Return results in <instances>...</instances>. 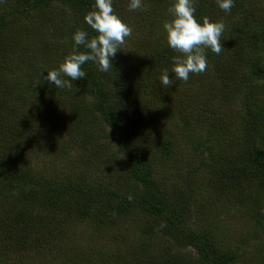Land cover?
<instances>
[{
  "label": "trees",
  "instance_id": "1",
  "mask_svg": "<svg viewBox=\"0 0 264 264\" xmlns=\"http://www.w3.org/2000/svg\"><path fill=\"white\" fill-rule=\"evenodd\" d=\"M4 1L7 2H0V9H4L0 14V92L3 90L2 93L17 94L15 81L12 90L6 89L7 83L15 79L12 76L8 77V73L14 70L11 58L13 55H10L13 52H10L9 42L5 37V32L9 31L7 28L13 25L14 21H21L23 16L36 9L47 11L53 3L69 7L68 12L62 14L60 22L52 21L54 24L52 26L58 27L59 31V34L54 35L55 39L63 36L67 41L55 50L48 70L54 69L55 63H61L72 50L71 35L77 28L88 32L90 37L96 35L83 20L86 12L92 10L94 0ZM237 1L234 0V3ZM242 1L253 3L257 0ZM144 3L145 6L148 4L151 6V15H155L154 13L168 9L171 0H144ZM6 5L9 6L8 9ZM127 5L128 2L113 0L114 12L122 22L130 23L128 26L131 30H135L139 25L136 16H143V7L131 11ZM194 6L195 18L198 22L203 17H208L211 21L219 10L215 0H195ZM243 14L244 19L250 18L254 22L260 21L259 17H264V13L259 10L256 12L254 9H248ZM45 44L48 45V41ZM45 48L48 47L43 49ZM232 49L234 51L232 62L226 64L223 69L220 68L223 74H226H220L222 75L220 84L227 87L226 80L230 78V82H233L231 93L235 87L240 86L237 93L241 95L242 101L248 108L244 120H240L242 149L229 158L216 155V160L209 163L201 159L198 166L189 169L185 175L184 188L175 187L171 192L170 189H163L162 184L155 180V167L172 165L179 160L175 155L173 131L180 134L187 133L192 123L187 111L182 107L172 106L169 111L162 114L160 108L157 110L147 107L139 100L133 101L131 95L147 93L155 88L158 84L157 77H160L163 69L172 66L171 57L178 53L166 44L162 51L154 53L149 62L136 70L125 82L119 81L126 78L123 74V65L116 62L119 60H112V68L107 72L99 71L97 65L91 61L82 65L86 75L84 79L70 81L71 91H75L82 99H80L81 109L87 111L86 114L91 118L89 120L91 122L82 135L78 130L76 131L75 123L80 125L83 119L79 120L81 110L74 103L70 107L72 125L63 129L67 130L74 144H80V151L83 150L86 154L82 167L88 166L92 160L100 162L104 152L109 159H116L117 155L111 152L115 147L125 162L120 179L126 184V188L122 194H118V191L108 186L106 188L89 186L85 184L84 179L79 178L81 175L76 174L79 169L74 166L70 167L74 172L59 175L57 171L55 174L37 169V172H33V166L29 164L21 168L18 164L9 165L1 161L0 264H10L12 259L25 260L28 255H36L43 251L52 254L56 252V259H61L63 254L68 253L67 245L72 242L66 240L65 235L70 234L68 230L74 228L86 233L82 237L85 245L89 248L91 246L99 248L100 240L104 239V232L97 226L110 224L112 219L126 216L132 209L137 210V215L145 218L140 225L144 233L143 237L140 241L123 240L121 243L118 242L119 239L113 238L114 244L111 243L108 247L122 246L131 256L125 260L114 250V253L108 257L101 256L99 264H126L125 261L131 260L128 264H237L242 255L236 250L226 252L221 248L227 240L225 237L229 227L223 211L231 212V206L222 205L211 198H205L197 203L199 194L192 185V179L190 180L197 172H207L211 176L215 175V178L214 176L212 178L214 181L216 179L215 185L218 188L239 190L245 185L247 195L241 196L239 200L247 206L251 216L252 214L255 216V224H264V207L256 201L252 206L249 205L248 198L254 191L257 193L264 191V166L260 163L264 159V105L262 106L256 98H252L253 80L248 79L245 74L243 77L238 75L243 73L242 68L250 67L255 77L264 79V38L245 36ZM79 50L84 51L82 46ZM218 60L219 58L216 59ZM62 78L69 79L66 76ZM202 84L198 82V86L203 88ZM204 85L212 86L210 83ZM52 88V84L40 77L35 89L39 90V100L48 97ZM212 93H205L204 90L203 97L205 94L212 96ZM17 99L19 97L14 100ZM130 99H132L131 103ZM167 114L171 128L161 129L157 125L156 120L159 119L157 117H161L166 124L167 119L164 118H167ZM28 115L24 112V116ZM207 115H209L207 112H203V116ZM89 121H83L82 128ZM94 123L96 125L100 123L99 127L104 130L102 135L88 131ZM157 126V139L153 143L146 138V135ZM206 128L204 135H210V128ZM162 150L164 154L161 155ZM53 169L57 170V168ZM206 210L211 215L210 220L205 216L201 219L195 216ZM258 211H260L259 217ZM90 229L95 230L92 237ZM246 239L238 242L243 245L248 242ZM99 250L101 252L102 248ZM253 256L257 257L259 263L264 264L263 239ZM140 257L143 260H140Z\"/></svg>",
  "mask_w": 264,
  "mask_h": 264
},
{
  "label": "rangeland",
  "instance_id": "2",
  "mask_svg": "<svg viewBox=\"0 0 264 264\" xmlns=\"http://www.w3.org/2000/svg\"><path fill=\"white\" fill-rule=\"evenodd\" d=\"M122 1L128 2V0ZM144 6L142 8L143 16H136L139 19V25L135 30H132L131 36L125 39V43L119 46V50L112 58L115 61L119 60L116 62L123 65V74L126 78L119 81L125 82L131 78L136 70L138 71L140 67H144L149 62L154 53L162 51L166 45L162 24L165 20L171 19L168 9L151 15V6L149 4ZM5 7L9 8L7 5ZM68 8L67 5L53 3L47 11L41 8L33 10L23 16L21 21H14V24L7 28L9 31H4L9 42L8 48L10 52H13L10 55H13L11 58L14 70L8 73V77H15L14 80L7 83L6 89L12 90L15 81L17 94L2 93L3 90L0 92V101L3 100L0 103V162L5 161L4 163H9V165L18 164L21 168L29 164L33 166V172H37V169L55 174L57 171L59 175L71 173L73 170L70 167L74 166L79 169L76 174L81 175L79 178L84 179L85 184L103 188L108 186L110 189L118 191V194H122L126 184L121 181L120 174L123 172L125 162L116 148L113 147L111 150L112 154L117 155L116 159H109L104 152V156L100 157V162L92 160L88 166L82 167L86 154L83 150L80 151V144H74V140L68 136L67 130L63 129V127L72 125L70 124V107L74 103L81 110L79 120L83 119L80 125L75 123L76 131L78 130L82 135L87 131L85 129L91 122L89 121L91 118L86 114L87 111L81 109L82 99L77 96L75 91H71L72 86L65 85L62 88H57L53 85L51 94L41 101L38 98L39 90H35L39 78L47 74L49 62L53 59L55 50L67 41L63 36L60 39H55L54 35L59 34V31L58 27L52 26L54 25L52 21L60 22L62 14L68 12ZM248 9L264 13V0H257L253 3L238 0L229 12L219 9L213 15L211 21H222L225 25L221 36L222 50L217 55L210 49H205L207 68L203 73L189 74V79L185 82L175 79L174 74L171 73V66L169 68V78L173 79L171 87L164 88L157 77L158 84L155 88L147 93L131 95L133 101L139 100L147 107L157 108V110L160 108L162 114L169 111L172 106L182 107L187 111V116L192 123L191 129L187 133L180 134L173 131L175 134L173 141L176 144L175 155L179 160L172 165L155 167V180L162 184L160 185L163 189H170L171 192L175 187L184 188L185 175L189 169H195L201 159L209 163L216 160V155L229 158L242 149V138L239 133L240 120H244L248 108L242 101L241 95L237 93L240 86L235 87L231 93L230 88L233 87V82H230V78L226 80L227 87L220 84L222 78L220 74H223L220 68L223 69L232 62L234 53L232 47L243 37L264 38V17H259L261 20L255 22L250 18L244 19L243 13ZM3 10L0 9V14ZM131 23L135 24L132 21ZM125 24L130 26V23ZM46 41H48V45L45 44ZM45 45L48 48L43 49L46 47ZM217 58H219L218 61H216ZM59 64L55 63L54 69L58 68ZM241 70L243 73L238 75L243 77L245 74L248 79L253 80L252 98H256L263 106L264 79L255 77L250 67H244ZM198 82L203 83L201 85L203 88L198 86ZM209 83L212 85L211 87L204 85ZM204 90L205 93L213 92L212 96L205 94L203 97ZM18 97L19 99L14 100ZM131 102L132 99H130ZM24 112L29 115L24 116ZM203 112H207L209 115L203 116ZM83 115L85 116L83 117ZM157 118H159L156 120L157 125L161 129L171 128L169 126L171 122L168 120L170 119L169 114H167V118H164L167 119L166 124L161 120V117ZM83 121H89L84 128H82ZM100 123L97 125L94 123L88 131L102 135L104 130L99 127ZM206 127L210 128V135H204V131H207ZM157 133L158 126L152 128L146 138L155 143ZM103 140L102 138V142ZM62 152L63 156H61ZM162 154H164L163 150ZM69 160L70 162H68ZM260 163L264 166V159ZM53 168H57V170ZM209 174L197 172L191 176L190 180L192 179V185L199 194L197 203L205 198H211L222 205L231 206V212L223 211V215L228 219L229 227L225 237L227 240L222 244V250L239 252L242 258L237 261V264H261L257 257L254 258L253 253L262 244V239L264 240V224H255V216L253 214L251 216L247 206L239 200L241 196L247 195L245 185H242L239 190L237 188L235 190L218 188L215 185L216 179L214 181L212 178V176L215 178V175ZM253 189L255 190L254 185ZM214 190L215 192H213ZM248 198L250 199L249 205L252 206L256 201L264 207V191L261 193L254 191ZM198 209L201 208L198 207ZM260 211H258V217ZM136 212L137 210L132 209L126 216L112 219L110 224L97 226L104 232V239L100 240L104 244L99 242V248H102L101 252L96 246L89 248L85 245L82 237L86 233L74 228L69 229L70 234L65 235V239L72 242L67 245L68 253L63 254L61 259H56V252L52 254L49 251H43L36 255H28L25 260L12 259L10 264H92L95 262L99 264L101 256L108 257L114 253V250L116 253H120L125 260H128L131 255L124 250V247L116 246V244V247L108 246L111 243L114 244L113 238L119 239V243L123 240L127 242L141 240L144 233L141 231L140 227L142 226L140 225L145 218L137 215ZM195 216L200 219L202 216L208 220L211 218L207 210ZM228 216L231 218L229 219ZM90 230H92L90 231L92 237L95 230ZM244 239L248 242L241 245L238 240ZM141 259L142 257H140ZM131 261H125V263L128 264Z\"/></svg>",
  "mask_w": 264,
  "mask_h": 264
},
{
  "label": "clouds",
  "instance_id": "3",
  "mask_svg": "<svg viewBox=\"0 0 264 264\" xmlns=\"http://www.w3.org/2000/svg\"><path fill=\"white\" fill-rule=\"evenodd\" d=\"M219 9L229 12L234 0H215ZM195 0H171L168 13L171 19L165 20L162 28L167 46L178 53L171 57V73L176 80L187 81L189 74L203 73L207 68L205 49L219 55L222 50L221 36L225 30L222 21H210L203 17L200 22L195 18ZM131 11L141 9L144 0H128ZM84 23L96 33L89 36L88 32L77 28L71 35L72 50L63 58L58 68L48 70L43 79L57 88L71 86L70 81L84 79L86 73L82 65L93 62L101 72L112 68V58L131 36V28L122 22L113 10V0H94L92 10L86 12ZM84 51H80V47ZM169 69H163L159 82L164 88L173 85L169 78ZM62 76L69 79L65 80ZM131 199V197H129Z\"/></svg>",
  "mask_w": 264,
  "mask_h": 264
}]
</instances>
